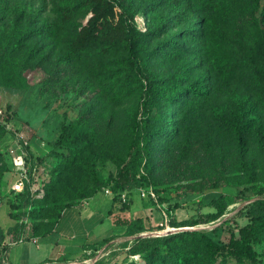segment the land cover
Returning a JSON list of instances; mask_svg holds the SVG:
<instances>
[{
	"label": "rangeland",
	"instance_id": "1",
	"mask_svg": "<svg viewBox=\"0 0 264 264\" xmlns=\"http://www.w3.org/2000/svg\"><path fill=\"white\" fill-rule=\"evenodd\" d=\"M77 1L0 0V108L11 113V121L0 122V226H14L2 246L47 231L66 204L105 189L118 203L124 185L131 190L129 205L139 197L138 187L164 203L161 229L170 218H194L188 230L194 236L173 244L190 264H264V233L249 240L239 234L264 219V138L260 147L247 132L244 148H238L219 121L254 100L255 75L264 69L256 50L264 0H189L205 23V42L177 62L148 55L141 63L150 80L201 86L204 97L187 94L172 106L153 97L160 89L145 78L122 99H111L127 66L122 47L89 65L59 63L90 13L84 8L62 24L57 10ZM115 10L131 13L142 33L150 26L162 29L157 37H140L147 54L189 25L171 0H119ZM258 113L262 134L264 113ZM170 125L178 130L174 143ZM18 128L29 137L26 177L9 163ZM175 204L177 215L165 211ZM136 235L118 236L71 264H145L140 254H129L143 238Z\"/></svg>",
	"mask_w": 264,
	"mask_h": 264
},
{
	"label": "trees",
	"instance_id": "2",
	"mask_svg": "<svg viewBox=\"0 0 264 264\" xmlns=\"http://www.w3.org/2000/svg\"><path fill=\"white\" fill-rule=\"evenodd\" d=\"M118 1L119 0H78L75 4H70L57 10L58 17L62 24L69 23L79 11L84 8L90 13L86 22L81 24L76 30L69 42L65 54L60 57L59 63L61 65L76 63L89 65L108 56L113 49L122 47L127 52V66L126 69L122 71L119 84L116 90L113 91L111 99L115 101L122 99L123 95L132 92L137 87V84L142 85L143 78L148 80V84L153 81L155 84L154 87L160 89L157 93L154 92L152 94L153 97L159 96L163 100L169 102V106L175 105L176 102L180 100L181 96L187 94H191L193 97H204V92L198 83L193 82L194 84L188 83L185 86H181V83L168 84L165 80L158 81L157 78H152L150 80L141 70V63H145L148 55H151L154 59L163 58L171 62H177L179 58L192 54L196 46L205 42L207 39L205 23L202 21V17L194 10L193 3L189 0H185L181 4L179 0H171V8L179 9V16H182L189 25L177 32H170L171 35L167 40L165 39L159 42L154 46L150 54H147L146 49L140 45V37L142 35H154L157 37L162 29L158 26H150L147 29V33L140 32L133 24V15L131 13L122 11L116 12L115 8L118 5ZM259 23L261 25L259 30L260 38L256 43V50L264 65V4L259 13ZM174 28L175 27L171 29ZM259 72L255 75L256 92L254 100L238 105L233 118H219L221 127L233 133L238 148H244V134L247 132L252 133V135L258 139L257 141L260 147H263L261 144L262 138H264V133L261 134L263 116L262 114L259 115L258 111L261 110L264 113V69ZM102 90L105 91V94L109 92L106 87H103ZM5 110L9 112V109L5 108ZM170 126L168 133L172 134V143H174L178 130L176 132L175 127L172 125ZM151 134L152 132L148 130L147 137L149 138ZM26 150L28 153V149ZM243 170L245 173L247 172L244 167ZM139 188L142 187H138L137 189ZM119 190L126 191L127 193H129V191L131 192V190L124 185H120ZM113 201L115 202V197ZM145 202L149 205H157L156 202L149 199H146ZM74 204H66L60 210L55 221L64 208ZM118 204L120 206L119 210L124 211L129 208L128 201L122 203L119 200ZM163 204L162 202V205ZM178 208V205L175 204L173 206H167L165 211L171 213V211ZM192 219L194 220L192 217L183 220L170 218V220H168V225L171 227H189L194 223ZM122 224L126 226L123 236H133L149 230L145 227L142 218L123 221ZM161 227L162 226L156 227L155 231L160 230ZM13 229L14 226L7 227L6 230L0 226V248L2 247L0 252L3 253L7 250L8 247L2 246V242L6 239L7 233L13 231ZM48 230L41 234L48 232ZM262 233H264V219L254 220L250 224L239 228L240 236L246 240L258 238ZM185 236H194V232L182 230L167 234L160 239L143 237L137 240L134 246L130 248L129 254H140L145 264H171V261H175L177 264H190L183 250L177 249L178 251H176L173 248V244L183 242L187 239ZM107 241L109 240L105 242ZM232 252L234 254L236 253V261L242 258L237 246H234ZM163 253L168 257L167 259L163 256ZM128 264L136 263L131 261ZM198 264H207V261L199 260Z\"/></svg>",
	"mask_w": 264,
	"mask_h": 264
},
{
	"label": "crops",
	"instance_id": "3",
	"mask_svg": "<svg viewBox=\"0 0 264 264\" xmlns=\"http://www.w3.org/2000/svg\"><path fill=\"white\" fill-rule=\"evenodd\" d=\"M119 207L106 193L68 206L48 232L9 243L7 250L0 252V264H71L85 252L106 245V240L123 236V221L142 218L148 228L158 227L164 220L163 208L153 207L140 197L134 198L127 210ZM10 225L12 221L1 227L5 230Z\"/></svg>",
	"mask_w": 264,
	"mask_h": 264
},
{
	"label": "built area",
	"instance_id": "4",
	"mask_svg": "<svg viewBox=\"0 0 264 264\" xmlns=\"http://www.w3.org/2000/svg\"><path fill=\"white\" fill-rule=\"evenodd\" d=\"M11 113L7 112L5 109L0 108V122L3 124L6 123V121L10 120ZM13 146L14 148L11 150V156H10V166L11 169L16 172L19 176L26 177V159H27V150L29 148V137L28 133L25 131V129H14L13 135ZM104 193L111 194L108 189L104 190ZM127 192L124 191L120 193L119 199L122 203L128 201ZM137 194L142 199H149L157 203L156 201V195L152 190H145L144 188L137 189ZM157 207H161L158 204ZM165 216V212H162Z\"/></svg>",
	"mask_w": 264,
	"mask_h": 264
},
{
	"label": "bare ground",
	"instance_id": "5",
	"mask_svg": "<svg viewBox=\"0 0 264 264\" xmlns=\"http://www.w3.org/2000/svg\"><path fill=\"white\" fill-rule=\"evenodd\" d=\"M190 228H192V227H170V226H167L165 229L163 228L161 230L142 232L139 234V236L144 237V236H152V235H167V234H172V233L179 232L182 230H190Z\"/></svg>",
	"mask_w": 264,
	"mask_h": 264
}]
</instances>
